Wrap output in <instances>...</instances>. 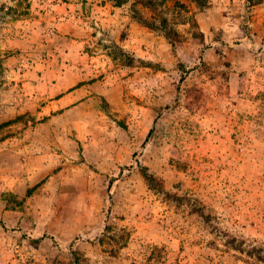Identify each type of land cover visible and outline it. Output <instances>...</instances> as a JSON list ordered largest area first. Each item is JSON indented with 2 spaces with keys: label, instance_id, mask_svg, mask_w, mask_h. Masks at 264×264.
I'll return each instance as SVG.
<instances>
[{
  "label": "rangeland",
  "instance_id": "1",
  "mask_svg": "<svg viewBox=\"0 0 264 264\" xmlns=\"http://www.w3.org/2000/svg\"><path fill=\"white\" fill-rule=\"evenodd\" d=\"M0 264H264V0H0Z\"/></svg>",
  "mask_w": 264,
  "mask_h": 264
},
{
  "label": "trees",
  "instance_id": "2",
  "mask_svg": "<svg viewBox=\"0 0 264 264\" xmlns=\"http://www.w3.org/2000/svg\"><path fill=\"white\" fill-rule=\"evenodd\" d=\"M116 2H118L119 4H122L125 2V0H115ZM199 1V0H197ZM142 2L147 5V6H152V0H142ZM136 13H138V17L147 25H149L150 27H160V24H158L157 21L155 20H148V18L144 17V15H142L140 12H138V10H135ZM163 24H161L162 26L165 25V21L166 18H163ZM168 36H171V32H167Z\"/></svg>",
  "mask_w": 264,
  "mask_h": 264
}]
</instances>
